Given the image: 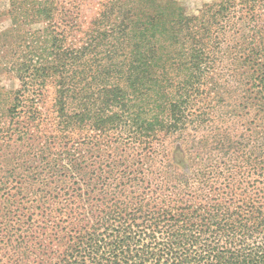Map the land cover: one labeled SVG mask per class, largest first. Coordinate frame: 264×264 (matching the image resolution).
<instances>
[{"label":"trees","instance_id":"trees-1","mask_svg":"<svg viewBox=\"0 0 264 264\" xmlns=\"http://www.w3.org/2000/svg\"><path fill=\"white\" fill-rule=\"evenodd\" d=\"M8 1L0 15L14 28L39 22L44 29L0 60L20 84L14 93L0 89L11 96L0 109V264H264V0H218L201 18L160 0H99L95 24L103 31L77 49L57 28L60 19L69 30L80 27L77 0ZM239 26L250 30L246 47L230 53L248 76L244 141L202 138L191 157L167 141L191 116L209 115L191 106L202 65L219 36ZM105 43L104 60H187L178 65L190 71L183 92L165 95L167 102L150 95L148 117L130 115L129 142L119 135L110 142L108 129H118L122 115L98 107L88 116L80 89L83 60ZM128 82L134 86V77ZM52 83L60 93L56 131L44 106ZM126 96L111 88L102 98L124 118ZM87 119L96 131L85 139Z\"/></svg>","mask_w":264,"mask_h":264},{"label":"rangeland","instance_id":"rangeland-1","mask_svg":"<svg viewBox=\"0 0 264 264\" xmlns=\"http://www.w3.org/2000/svg\"><path fill=\"white\" fill-rule=\"evenodd\" d=\"M217 1L160 0L159 4L161 6L168 5L170 11H172V6L180 5L188 15L201 18L205 6ZM74 5L77 9L74 11L73 18L77 20L80 27L69 30L68 25L64 23V19H60L57 21V28L64 31L69 39L66 44L67 48L77 49L86 44L90 36L96 35L97 31H103L101 27L95 24L97 18H100L102 8L99 5V0H77ZM9 6L8 0H0V14L8 10ZM43 29L44 24L39 22L30 23L23 26L22 29L14 28L9 17L0 15V60H10V57L22 42L21 38L26 34L36 33L35 37ZM14 30H17V32ZM249 32L248 26H239L230 31L226 37L219 36L217 43L219 42L220 45L213 49L212 60H207L206 64L202 65L203 87L201 86V91L195 93L198 97L194 99L191 105H194L193 113L198 107L207 108L210 113L206 119L196 118V115L191 116L187 125L188 128L186 127L180 131H183L182 133H176L174 137L168 139L167 142L172 147L177 144L181 145L191 157H195L197 148H200L199 141L203 140L202 138H209L207 140L214 144L218 142L223 145H229L230 142H234V144L236 142L243 143L246 134L243 119H246L247 114L245 83L248 76L244 72L245 69L241 68L239 60H232L233 58L230 60V53L238 54L239 50L246 47L247 36L245 34ZM106 33L109 35V31ZM32 41L35 44L37 39ZM106 48H109L108 43H105L100 53L95 56L89 55L93 60L91 58L83 60L84 64L79 69L82 70L84 77L80 89H83L84 102L88 107L86 109L88 116L93 117L94 110L98 107L102 108L101 111L106 116L118 114L121 117L122 115V123L118 129H108L106 137L111 138L110 142H114V136L116 135L121 136L119 138L122 139V142H129L127 141L130 138L129 136L134 138L133 132H135V129L130 130L132 125L130 115L139 110L145 112L143 117L147 118L151 108H155L154 105L147 106L150 95L154 98L153 100H159L160 98L161 101L167 102L164 100L165 95L170 96V100H172L179 92H183L184 74L190 73V71L184 72L178 65L185 63L187 60H118L116 57L113 60H104L106 58ZM130 76L135 79L132 87L128 82ZM19 86V82L11 74H8L7 70L0 67V89L8 93H14L19 89ZM111 88L123 91L127 95L125 100L131 112L125 113L124 118L122 109L106 105L103 102V93ZM58 94H60L58 93V86L52 83L47 88L46 97L44 98L45 114L48 116L50 128H54L55 131L57 130L58 120L54 107H56ZM9 97L11 98V96H7L2 92L0 109L7 106ZM133 97L137 99H132ZM136 101H138V104L140 103L138 106L135 104ZM155 104H158V101ZM68 111L73 112V107L69 106ZM255 114L256 111H252L249 120H253ZM0 118L3 125L5 119ZM91 130H95L93 123L87 119L84 131L86 133L85 139L94 135ZM253 137H257V135L254 134Z\"/></svg>","mask_w":264,"mask_h":264}]
</instances>
